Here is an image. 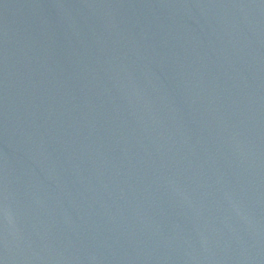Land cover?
Segmentation results:
<instances>
[{
	"label": "water",
	"instance_id": "obj_1",
	"mask_svg": "<svg viewBox=\"0 0 264 264\" xmlns=\"http://www.w3.org/2000/svg\"><path fill=\"white\" fill-rule=\"evenodd\" d=\"M0 264H264V0H0Z\"/></svg>",
	"mask_w": 264,
	"mask_h": 264
}]
</instances>
